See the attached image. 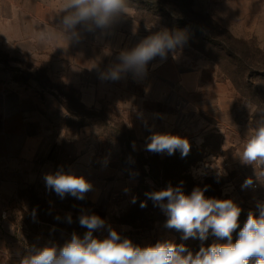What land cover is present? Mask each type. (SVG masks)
Returning a JSON list of instances; mask_svg holds the SVG:
<instances>
[{
  "label": "rangeland",
  "instance_id": "obj_1",
  "mask_svg": "<svg viewBox=\"0 0 264 264\" xmlns=\"http://www.w3.org/2000/svg\"><path fill=\"white\" fill-rule=\"evenodd\" d=\"M44 1L47 5L50 2ZM128 6L144 24L183 33L186 41L175 50L186 57L182 63L189 67L203 59L208 63L204 79L219 78L220 108L210 110L218 100L212 91L196 94L194 108L182 118L179 131L169 133L186 138L192 151L196 149V157L199 154V161L190 168L193 177L208 172L223 175L219 199L230 198L237 203L244 224L249 211L258 215L257 204L264 202V185L256 182V188L242 189L245 179L254 176V170L236 156L242 143L239 147L231 143L244 140L249 130L264 120V75H258L250 87L240 83L237 90L229 77L233 67L223 59L219 45L225 44L222 39L226 31L264 48V0H128ZM42 14L51 15L50 8L49 12L44 8ZM28 51L27 59L24 55L21 59L19 53L0 49V80L37 81L45 88L46 106H56V98L62 99L64 105L62 92L75 89L48 78L52 48L44 50L45 67L34 63L36 49ZM64 108L60 106V116L56 110L49 112L46 141L35 156L39 162L37 171H0V264H20L24 256L46 245L63 246L74 232L82 238L87 231L79 224L82 214H96L105 221V227L93 233L100 239L108 236L110 227L141 247L172 241L186 245L193 253L198 251L203 245L196 237L183 239L182 231L166 227L169 217L153 200V208L136 219L139 211L132 203L135 189L156 186L143 161L148 156L155 159L157 153L147 151V143L136 139L124 116L105 107L69 119ZM53 120H59L54 127ZM57 134L74 138L76 145L71 147L67 140L55 144ZM60 170L84 176L92 190L82 200L70 194L61 198L46 187L44 179L46 174ZM69 214L71 223L67 222Z\"/></svg>",
  "mask_w": 264,
  "mask_h": 264
},
{
  "label": "crops",
  "instance_id": "obj_2",
  "mask_svg": "<svg viewBox=\"0 0 264 264\" xmlns=\"http://www.w3.org/2000/svg\"><path fill=\"white\" fill-rule=\"evenodd\" d=\"M63 3L64 0H50L48 5L44 0H0V49L19 53L21 59L23 55L27 59L29 48L36 49L34 63L45 67L44 50L52 48L48 78L73 87L87 109L99 111L107 107L122 114L136 139L143 143L150 142L153 132L179 131L182 118L194 108L196 94L212 91L218 100L210 110L220 108L219 78L204 79L208 63L198 59L195 65L185 66L182 60L186 57L176 51L169 52L166 59L156 57L150 61L143 75L128 72L118 80L102 79V73L120 63L121 51L132 49L164 28L140 22L128 6L129 12L121 13L110 27L94 31L78 27V41L67 42L57 29L64 15L60 11ZM44 8L48 12L50 8L51 15H43ZM226 85L230 96L231 84ZM44 95L45 88L37 81L0 80V171L38 170L35 156L46 141V119L51 110L60 116V106H64L58 98L56 106H46ZM68 115L69 119L76 118ZM54 122L59 120H53L52 127ZM66 140L71 147L76 145L74 138L59 134L54 143ZM245 140L231 144L239 147Z\"/></svg>",
  "mask_w": 264,
  "mask_h": 264
},
{
  "label": "clouds",
  "instance_id": "obj_3",
  "mask_svg": "<svg viewBox=\"0 0 264 264\" xmlns=\"http://www.w3.org/2000/svg\"><path fill=\"white\" fill-rule=\"evenodd\" d=\"M59 34L67 42L78 41V27L87 31L105 29L112 25L121 13H128V0H64L60 10ZM186 36L167 29L156 32L140 41L130 50L119 54L120 63L111 67L102 79L118 80L122 74L131 72L143 75L147 65L156 57L166 59L169 52L182 46ZM146 150L169 155L180 150L182 156L190 151L186 138L171 133L153 132ZM236 156L243 165L252 166L254 176L245 179L242 189L253 187L256 182L264 185V120L249 130L241 151ZM46 187L63 198L66 194L84 199L92 190L91 183L84 176L66 173L62 170L46 174ZM207 187H195L185 194L180 187H172L146 193L149 199L159 205L168 215L166 227L183 232V239L196 237L206 239L209 230L227 243H213L201 246L193 253L183 244L172 241L157 242L141 247L129 238L109 227L108 236L100 239L93 233L105 227V221L96 214H82L81 227L87 229L81 238L73 233L63 246L46 245L24 256L20 264H264V202H258V215L249 211L243 227H240V206L232 199L207 197ZM165 201H167L165 203ZM146 202L141 203L145 207ZM71 223V215L67 216ZM239 229L233 240V233Z\"/></svg>",
  "mask_w": 264,
  "mask_h": 264
},
{
  "label": "trees",
  "instance_id": "obj_4",
  "mask_svg": "<svg viewBox=\"0 0 264 264\" xmlns=\"http://www.w3.org/2000/svg\"><path fill=\"white\" fill-rule=\"evenodd\" d=\"M224 33L226 36L222 41L225 44H220L219 49L223 51L222 57L227 65L231 68L233 67L229 73L230 79L237 90L240 83L243 86H252L258 75H264V48L258 47L252 41L249 42L242 38H236L226 31ZM62 96L65 99L64 107L67 113L75 116L77 114L87 115L91 113L92 110L87 109L80 102L75 90L71 93L62 92ZM195 152H197L196 149L192 151L190 147V151L186 156H182L180 150H177L172 155H169L167 152L163 155L157 153L155 159L150 156L146 157L143 165L147 166L148 171L152 173L156 180V186H145L141 189H135V198L132 203L135 207L134 209L139 211V216L136 217L137 220L143 218L153 208L150 203L152 200L148 198L146 193L159 191L167 188L169 185L180 187L185 194H190L195 187H207L205 195L219 199L218 187L222 184L223 175L213 172L199 178L193 177L190 168L195 161H199L200 159L199 154L196 157ZM142 202H146L145 207H141ZM239 222L240 227H243L241 217H239ZM238 232L239 230L233 233L234 241L238 236ZM196 239L204 247H208L213 243H227L226 239L216 237L211 229L206 239H200L198 234Z\"/></svg>",
  "mask_w": 264,
  "mask_h": 264
},
{
  "label": "built area",
  "instance_id": "obj_5",
  "mask_svg": "<svg viewBox=\"0 0 264 264\" xmlns=\"http://www.w3.org/2000/svg\"><path fill=\"white\" fill-rule=\"evenodd\" d=\"M204 174V173H203ZM207 174H209V172L208 173H206L205 175H207ZM199 178V177H198ZM257 187V184L255 183L254 184V186L252 187V188H256Z\"/></svg>",
  "mask_w": 264,
  "mask_h": 264
}]
</instances>
